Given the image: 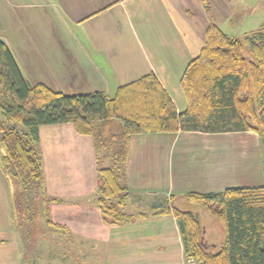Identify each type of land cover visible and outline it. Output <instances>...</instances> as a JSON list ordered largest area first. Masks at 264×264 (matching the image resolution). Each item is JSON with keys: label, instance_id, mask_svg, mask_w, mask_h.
Wrapping results in <instances>:
<instances>
[{"label": "crops", "instance_id": "obj_1", "mask_svg": "<svg viewBox=\"0 0 264 264\" xmlns=\"http://www.w3.org/2000/svg\"><path fill=\"white\" fill-rule=\"evenodd\" d=\"M207 1L219 25L226 0ZM220 3L217 11L215 4ZM209 22L203 0H0V39L32 84L42 82L65 94L102 91L113 97L119 86L154 73L179 112L187 108L180 81L206 43ZM40 147L45 185L58 198L51 209L53 222L66 228L71 221L82 247L90 243L97 253L91 243H99L107 253L101 264H198L186 259L172 212L134 208L126 212L132 216L127 223L103 221L90 136L78 134L72 123L44 125ZM2 155L3 150L0 159ZM48 169L56 173L50 184ZM126 182L133 196L159 199L264 186L263 141L254 131L134 134ZM16 187L0 161V264H39L40 258L28 256L25 244L33 230H25V237L11 219ZM89 194L94 200H85ZM101 220L112 228L102 227ZM61 243L64 252L66 241ZM172 249L174 256L169 255ZM84 259L92 262L91 256L83 255ZM61 260L65 264L63 254Z\"/></svg>", "mask_w": 264, "mask_h": 264}, {"label": "trees", "instance_id": "obj_2", "mask_svg": "<svg viewBox=\"0 0 264 264\" xmlns=\"http://www.w3.org/2000/svg\"><path fill=\"white\" fill-rule=\"evenodd\" d=\"M203 3L210 22L204 47L180 81L187 100L183 112L154 73L119 86L113 97L102 91L65 94L42 82L32 84L0 39V161L3 172L18 182L20 193L13 200L23 199L15 203L16 211L27 223L34 220L35 198L46 201L40 147L44 125L72 123L78 134L92 138L97 205L103 221L113 225L132 218L125 208L133 196L126 178L134 134L254 131L264 147V25L244 37L229 35L215 23L209 2ZM184 197L215 217L226 232L218 250L211 252L197 216L172 205L189 259L198 264H264V186L189 192ZM47 213L44 224L61 228Z\"/></svg>", "mask_w": 264, "mask_h": 264}, {"label": "rangeland", "instance_id": "obj_3", "mask_svg": "<svg viewBox=\"0 0 264 264\" xmlns=\"http://www.w3.org/2000/svg\"><path fill=\"white\" fill-rule=\"evenodd\" d=\"M226 1L224 2L227 8H224L225 11L222 13V15L220 13L221 17H219L218 19V24L220 25L221 29L227 34L232 36L244 37L246 34H251L264 25V0ZM218 5L221 6V3L215 4L216 9L217 7H219ZM219 9H217V11H219ZM217 11L216 14L218 15ZM0 28H2V26H0ZM9 31L10 29L5 28V33L9 34ZM1 119L2 114L0 112V120ZM2 150L3 149L0 145V151ZM55 174L56 173H53L49 169L46 171L49 184L54 181ZM45 182L44 186L46 201H44L41 196L35 198V209L34 211H32L34 220L32 224L27 223L23 213H21L20 211H16L19 205L17 206L15 203L21 201L23 202V199L19 196L16 201L13 200L11 219L13 220L15 225H18L20 233H23L25 236L26 232L28 234V231L33 230V232H29L30 234L26 238L27 243L25 241V244L28 245L27 249H29V252H27L28 256H32L31 259L34 258L36 260L40 258L36 261L39 264L43 263L41 259L48 260L49 264H62V254L64 256L65 264H101L102 257H104L107 253L102 249V246L99 243H91L93 246H96L97 253L91 251V249L93 248H91V246L89 245L90 243H85L86 245L83 247L77 244L76 239L79 238V236L75 234L74 230L76 229H74V224L71 221L68 223V226L66 228L61 229L56 228L55 226H51L49 228L45 226L44 219L46 209L48 212L47 214L51 217L52 220L53 217L51 209L53 203H55V201H51L52 197L54 196H52L50 192H48V184L46 186ZM16 185L17 187L15 188V193L19 192L20 190L17 181ZM96 195H98V190ZM85 200H94L93 194L85 196ZM128 202H130V204L134 207L132 209V207L128 205V207L125 208V211L127 213L132 212L134 208H136L137 210L140 209V211L147 210L148 212H154L157 210L161 211L162 209L167 211V209H169L168 205H170V212L174 211L172 209V205L173 208L175 207L181 211L193 212L197 216L199 223L201 224V230L205 242L207 241L211 245L208 248L211 252H216L223 240L225 239L226 232L221 222H219L215 217L209 214L204 208L189 203L185 197H171L169 199H159L157 197L149 195H134L128 200ZM101 223L102 227L112 228V225H107L102 220ZM96 224L98 225L99 223ZM62 239L66 241V250L64 252L62 251V248L64 247L61 243ZM38 242L40 243L36 244ZM213 244H216V246H213ZM174 250L175 249L171 250V252L169 253L170 256H174ZM83 255L91 256L92 262H90V260L89 262H87L86 259L82 260ZM96 255H98V257L100 258L98 259ZM159 255L160 257H164L166 253H159ZM185 255L186 259H189L186 253ZM59 260L61 261L59 262Z\"/></svg>", "mask_w": 264, "mask_h": 264}]
</instances>
